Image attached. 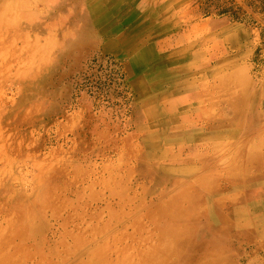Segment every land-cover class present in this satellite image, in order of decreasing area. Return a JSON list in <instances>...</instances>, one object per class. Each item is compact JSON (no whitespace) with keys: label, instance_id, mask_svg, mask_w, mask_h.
I'll return each mask as SVG.
<instances>
[{"label":"rangeland","instance_id":"rangeland-1","mask_svg":"<svg viewBox=\"0 0 264 264\" xmlns=\"http://www.w3.org/2000/svg\"><path fill=\"white\" fill-rule=\"evenodd\" d=\"M170 1L0 0V264H264V157L156 148L194 133L145 129L127 65L169 4L245 28L259 75L264 0Z\"/></svg>","mask_w":264,"mask_h":264},{"label":"crops","instance_id":"crops-1","mask_svg":"<svg viewBox=\"0 0 264 264\" xmlns=\"http://www.w3.org/2000/svg\"><path fill=\"white\" fill-rule=\"evenodd\" d=\"M170 10L171 5H163L147 17L154 19L148 32L151 39L141 42L138 34L128 35L136 41L127 65L134 73L137 111L145 119V129L163 132L171 123L173 133H194L170 143L155 137L156 148H187L195 156L216 158L217 163L242 150L252 155L249 163H256L258 152L264 157V70L258 75L248 62L254 52L248 31L208 23L169 29ZM195 164L191 160L175 170L189 174L198 169ZM254 166L264 173L261 158ZM257 178L244 179L264 180Z\"/></svg>","mask_w":264,"mask_h":264},{"label":"bare ground","instance_id":"bare-ground-1","mask_svg":"<svg viewBox=\"0 0 264 264\" xmlns=\"http://www.w3.org/2000/svg\"><path fill=\"white\" fill-rule=\"evenodd\" d=\"M234 153H235V152H234ZM240 156H241V154H240ZM249 156H250V155H249L248 153H247V154H246V153L243 154V157H244V158H248Z\"/></svg>","mask_w":264,"mask_h":264}]
</instances>
